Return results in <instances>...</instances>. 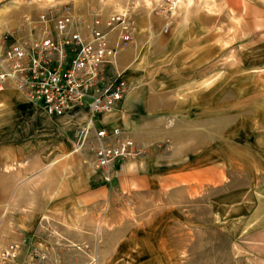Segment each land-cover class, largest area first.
I'll use <instances>...</instances> for the list:
<instances>
[{
    "label": "crops",
    "instance_id": "obj_1",
    "mask_svg": "<svg viewBox=\"0 0 264 264\" xmlns=\"http://www.w3.org/2000/svg\"><path fill=\"white\" fill-rule=\"evenodd\" d=\"M209 22L208 13L198 12L188 26L164 32L169 24L163 17L137 20L132 43L114 64L129 91L98 117L97 127L121 129L145 154L119 163L110 186L98 183L89 152L72 153L87 109L50 117L14 88L0 93V211L14 196L15 243L46 252L49 264L55 262L49 248L61 238L100 252L109 248L102 259L107 264H179L171 240L176 215L189 208L166 206L165 199L191 197L196 182L219 187L223 168L233 160L240 172L254 176L251 186L239 188L236 203L219 197L208 202L220 217L231 211L223 208L236 205L239 216L249 218L238 245L264 264V189L255 171L264 166V128L238 125L212 137V120L228 127L243 118L224 109L213 114V107L242 104L238 87L264 86V66L254 65L252 76L243 79L237 64L228 70L226 62H217L223 51L220 46L212 54ZM227 92L236 95L228 98ZM11 165V172L1 169ZM180 185L191 192L176 191Z\"/></svg>",
    "mask_w": 264,
    "mask_h": 264
},
{
    "label": "rangeland",
    "instance_id": "obj_2",
    "mask_svg": "<svg viewBox=\"0 0 264 264\" xmlns=\"http://www.w3.org/2000/svg\"><path fill=\"white\" fill-rule=\"evenodd\" d=\"M159 2H163V8H158ZM178 3L171 11H168V8L173 5L167 0H0V41L3 42L1 48L3 49L9 42L25 35L26 17L35 19L40 13L50 8H60L63 5L71 6L79 13H86L88 9H93L103 16L114 12H128L135 24V32L137 31V20L141 16L163 17L166 24H169L167 31L170 32L171 28L178 26L184 28L191 24L190 17L196 16L198 12H206L210 15L212 54H215L220 46L223 51L222 57L216 59L217 62H226L228 70H234V65L237 64L239 69L244 70L243 79L252 76L253 73L249 70L254 65L264 66V0H190L188 5L186 0H178ZM169 15L171 17L167 19ZM163 31L165 32V25ZM223 33L224 38H222ZM219 34H221L220 39H218ZM240 65L242 66L239 67ZM8 88L12 87L4 88L0 93ZM237 90L243 94L242 104L228 102V104L218 106L216 103L217 105L213 107L215 109L213 114H219L218 112L224 109L228 110V115L236 112L239 115L241 113L240 117L243 118L234 119L228 127H222L223 120L221 122L212 120V137H220L219 134L214 135L221 128L223 132H230L238 125H242L244 129L247 128L246 130L254 127L264 128V86H243L238 87ZM232 95H236L235 92H227L228 98ZM36 107L42 110L38 105ZM161 148L163 146L159 145L158 149ZM84 150L90 153L87 148ZM261 154L263 155V152ZM262 155H260L261 161L264 158ZM13 167L11 165L1 169L11 172ZM255 171L258 174V185L264 189V166L263 168L259 166ZM223 172L226 177L222 179L223 184L221 183L219 187L211 183L196 182L195 188L192 189L193 195L188 197L182 192L191 191H187L186 185H180L176 191L183 195H179L177 199L175 197L165 199L166 206L189 208L188 212L182 210L180 215H176L180 220L179 224L174 226V236L171 240V243L178 247L179 264H246L248 262L249 264H261V261L246 257L248 255L246 250L238 245L242 234H245V229L249 227V218L240 217V210L236 205L223 208V210L231 211L220 217L214 213L216 211L214 204L211 205L210 201L208 202V199L219 197L223 202L236 203L241 194L238 191L239 188L249 189L250 181L254 176H250L243 168L240 172L238 167H234L233 160L228 162ZM144 204L149 205L147 202ZM0 213L1 253L6 246L15 243L14 196L4 201ZM64 243L66 241L57 242L55 246L49 248V250L52 249L54 259L58 257L60 264L86 263L85 254L71 248L61 247L60 245ZM28 247L23 243L20 245V255L15 264H40L36 254L30 253ZM34 249L37 253L44 252ZM89 249L96 256L99 264H107L102 259L103 257L108 258L109 248L104 247L101 252L96 246H89Z\"/></svg>",
    "mask_w": 264,
    "mask_h": 264
},
{
    "label": "built area",
    "instance_id": "obj_3",
    "mask_svg": "<svg viewBox=\"0 0 264 264\" xmlns=\"http://www.w3.org/2000/svg\"><path fill=\"white\" fill-rule=\"evenodd\" d=\"M167 1L173 5L168 11L178 2ZM157 6L163 8V2ZM25 21L27 30L23 37L3 49L0 41V91L11 86L50 117L87 109L88 118L77 131L72 153L87 148L98 183L110 186L119 163L145 154L121 129L97 127L98 117L110 113L129 91L114 64L119 52L133 41V20L128 12L103 16L93 9L79 13L63 5L42 12L35 19L26 17ZM111 34L115 35L113 44ZM109 67L114 68L112 72ZM60 246L85 254L84 264H99L87 245L66 242ZM28 248L40 264L48 263L46 252ZM19 255L20 244H9L0 253V264H15ZM54 261L53 264H60L58 257Z\"/></svg>",
    "mask_w": 264,
    "mask_h": 264
},
{
    "label": "bare ground",
    "instance_id": "obj_4",
    "mask_svg": "<svg viewBox=\"0 0 264 264\" xmlns=\"http://www.w3.org/2000/svg\"><path fill=\"white\" fill-rule=\"evenodd\" d=\"M178 1V0H177ZM178 3V2H177ZM186 3L188 4V3H190V0H186ZM175 5H176V3H174ZM179 4V3H178ZM174 12V11H173ZM168 18L167 19H169L170 17H171V15H169V16H167ZM1 26V25H0Z\"/></svg>",
    "mask_w": 264,
    "mask_h": 264
}]
</instances>
